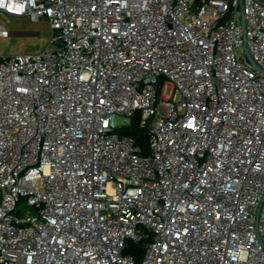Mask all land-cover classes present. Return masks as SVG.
<instances>
[{"label": "built area", "instance_id": "built-area-1", "mask_svg": "<svg viewBox=\"0 0 264 264\" xmlns=\"http://www.w3.org/2000/svg\"><path fill=\"white\" fill-rule=\"evenodd\" d=\"M0 11L52 30L0 55V264H264V0Z\"/></svg>", "mask_w": 264, "mask_h": 264}, {"label": "rangeland", "instance_id": "rangeland-1", "mask_svg": "<svg viewBox=\"0 0 264 264\" xmlns=\"http://www.w3.org/2000/svg\"><path fill=\"white\" fill-rule=\"evenodd\" d=\"M0 26L7 28V34L0 36V55L28 54L39 51L48 43L52 33L48 22L44 19L40 22H31L26 16H13L3 11H0ZM53 32L58 34L56 30ZM164 91L165 95L171 93L169 87H166ZM160 109L163 112V107L160 106ZM123 121L127 119L119 114L114 115L116 125L123 124ZM145 141L148 149L147 139ZM24 211H27L26 208H22L20 213L23 214Z\"/></svg>", "mask_w": 264, "mask_h": 264}, {"label": "trees", "instance_id": "trees-1", "mask_svg": "<svg viewBox=\"0 0 264 264\" xmlns=\"http://www.w3.org/2000/svg\"><path fill=\"white\" fill-rule=\"evenodd\" d=\"M137 131L136 135H133V132ZM146 129L140 128L139 125H137V122L135 119H132L128 126L122 127L119 129V133L122 135H133L135 138V141L139 143L140 145H143V149L147 151V142L143 138V135L146 133ZM125 245L124 252L132 254L134 259L136 260L137 264H140L141 257L144 251V242H133L131 240H127Z\"/></svg>", "mask_w": 264, "mask_h": 264}, {"label": "water", "instance_id": "water-1", "mask_svg": "<svg viewBox=\"0 0 264 264\" xmlns=\"http://www.w3.org/2000/svg\"><path fill=\"white\" fill-rule=\"evenodd\" d=\"M247 60H248V61H251L250 58H248ZM252 64H253V66H255L254 62H252ZM136 134H137V131H134V132H133V135H136ZM143 137H144L145 139H147V137H148V133L144 134Z\"/></svg>", "mask_w": 264, "mask_h": 264}]
</instances>
